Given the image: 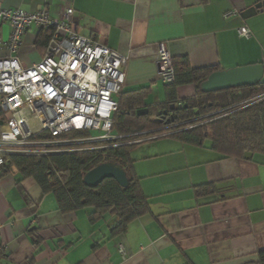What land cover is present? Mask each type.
Returning <instances> with one entry per match:
<instances>
[{
	"label": "crops",
	"instance_id": "obj_1",
	"mask_svg": "<svg viewBox=\"0 0 264 264\" xmlns=\"http://www.w3.org/2000/svg\"><path fill=\"white\" fill-rule=\"evenodd\" d=\"M261 1L0 3L25 11L48 7L54 17L71 6L78 33L127 57L122 92L148 87L146 103L156 104L165 101L166 86L157 65L160 43L172 59L186 56L192 68L264 67V9L248 11ZM241 26L249 28L250 38L239 36ZM38 31L31 27L23 37L16 54L22 67L44 54L45 47L35 44ZM195 92L194 85L177 88L180 99ZM210 144L161 136L134 146L133 171L150 210L115 235L112 214L91 223L92 207L62 213L54 195L43 193L34 179H21L15 170L0 174V264H258L264 250V157L222 158ZM205 183L215 188L197 197L195 187Z\"/></svg>",
	"mask_w": 264,
	"mask_h": 264
},
{
	"label": "trees",
	"instance_id": "obj_2",
	"mask_svg": "<svg viewBox=\"0 0 264 264\" xmlns=\"http://www.w3.org/2000/svg\"><path fill=\"white\" fill-rule=\"evenodd\" d=\"M51 35V29H39L35 44L46 47ZM172 65L174 81L165 86L164 102L147 104L148 87L120 92L112 126L117 138L99 144L104 148L44 156L5 155L0 174L15 170L21 179H34L43 193L54 195L62 213L92 207L91 223L105 213L112 214L115 220L110 231L115 235L125 231L131 220L150 210L134 174L131 156L132 149L141 140L170 136L186 144L202 145L210 139V148L222 158L264 157V80L250 86L203 93L199 88L201 82L218 70L217 67L192 68L186 56L172 59ZM182 85H194L195 94L180 99L177 88ZM139 109H147V112L137 115ZM86 135L81 131L68 134L71 137ZM44 137L47 134L37 138ZM104 162L120 165L129 184L122 187L107 178L96 187L85 185V173ZM214 186L212 183L199 185L194 189L195 195L207 194ZM258 264H264V250L258 252Z\"/></svg>",
	"mask_w": 264,
	"mask_h": 264
},
{
	"label": "built area",
	"instance_id": "obj_3",
	"mask_svg": "<svg viewBox=\"0 0 264 264\" xmlns=\"http://www.w3.org/2000/svg\"><path fill=\"white\" fill-rule=\"evenodd\" d=\"M72 15L69 5L54 17L48 7L25 11L0 3V167L5 155L97 150L105 147L99 144L117 138L112 133L113 115L127 57L78 33ZM31 27L51 29L52 35L43 56L22 67L16 54ZM238 34L251 37L246 26L239 27ZM157 65L160 79L173 82L165 43L159 44ZM76 131L87 135L68 136ZM42 134L47 137L37 138ZM1 227L0 223V232ZM3 250L0 244V255ZM118 252L124 255L122 247Z\"/></svg>",
	"mask_w": 264,
	"mask_h": 264
},
{
	"label": "water",
	"instance_id": "obj_4",
	"mask_svg": "<svg viewBox=\"0 0 264 264\" xmlns=\"http://www.w3.org/2000/svg\"><path fill=\"white\" fill-rule=\"evenodd\" d=\"M264 9V0L256 3L248 11L256 12ZM264 77V67L261 63L235 67L227 70L213 71L201 82L199 88L203 93H214L231 88L250 86L260 82ZM173 105L170 109H173ZM147 109L137 110V115H143ZM167 111H164L166 114ZM112 178L120 186L126 187L129 184L128 177L124 169L114 162H104L87 173L83 177V182L89 187H96L104 179Z\"/></svg>",
	"mask_w": 264,
	"mask_h": 264
},
{
	"label": "rangeland",
	"instance_id": "obj_5",
	"mask_svg": "<svg viewBox=\"0 0 264 264\" xmlns=\"http://www.w3.org/2000/svg\"><path fill=\"white\" fill-rule=\"evenodd\" d=\"M4 30H5V32H6V27H4Z\"/></svg>",
	"mask_w": 264,
	"mask_h": 264
}]
</instances>
